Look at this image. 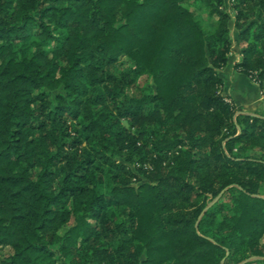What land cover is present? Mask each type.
Returning a JSON list of instances; mask_svg holds the SVG:
<instances>
[{"label": "trees", "instance_id": "obj_1", "mask_svg": "<svg viewBox=\"0 0 264 264\" xmlns=\"http://www.w3.org/2000/svg\"><path fill=\"white\" fill-rule=\"evenodd\" d=\"M231 6L236 68L264 88V0ZM230 18L0 0V264H264V118L222 93Z\"/></svg>", "mask_w": 264, "mask_h": 264}, {"label": "crops", "instance_id": "obj_2", "mask_svg": "<svg viewBox=\"0 0 264 264\" xmlns=\"http://www.w3.org/2000/svg\"><path fill=\"white\" fill-rule=\"evenodd\" d=\"M241 58V54H240ZM240 58L236 59V63ZM224 78V95L231 97L239 113L255 115L264 118V95L259 83L239 71L230 61L221 72Z\"/></svg>", "mask_w": 264, "mask_h": 264}, {"label": "rangeland", "instance_id": "obj_3", "mask_svg": "<svg viewBox=\"0 0 264 264\" xmlns=\"http://www.w3.org/2000/svg\"><path fill=\"white\" fill-rule=\"evenodd\" d=\"M232 0H226V7L227 10L229 11L231 18L229 19V26H230V35H231V41H232V53L229 56V61H230V65H232V63H234L235 67L236 64L241 61L242 59V55L240 58V54H241V47L239 45V30L236 28L235 26V10L232 8ZM192 8L196 14V17L200 20V22L202 23L203 27L205 28L206 31L211 32L213 27H212V23L211 20H209L207 18V12L205 9H203V7L201 6L200 3H196L192 5ZM240 58V60H238L236 63L234 62L236 59ZM126 58H121V62L125 61ZM121 62L119 63V69L121 67ZM140 84L143 87H153L151 80L146 76L143 75L140 79ZM223 93V91H222ZM224 95V93H223ZM226 96V95H225ZM228 97V96H226ZM231 98V97H229ZM126 124V122H125ZM252 155H257L259 156L260 153L257 150H254L251 152ZM132 167V169H134L136 171V165L131 164L130 165ZM137 172V171H136ZM135 185H137V182L135 181ZM214 201L210 202L209 205H212ZM12 252V250L10 248H0V260H2L3 258L7 257L10 253ZM257 258L256 257H252L249 259V261H255ZM234 258H228L227 259V264H231L233 263ZM225 263V264H226ZM253 264H256V262H253Z\"/></svg>", "mask_w": 264, "mask_h": 264}, {"label": "built area", "instance_id": "obj_4", "mask_svg": "<svg viewBox=\"0 0 264 264\" xmlns=\"http://www.w3.org/2000/svg\"><path fill=\"white\" fill-rule=\"evenodd\" d=\"M263 95H264V89H263Z\"/></svg>", "mask_w": 264, "mask_h": 264}, {"label": "water", "instance_id": "obj_5", "mask_svg": "<svg viewBox=\"0 0 264 264\" xmlns=\"http://www.w3.org/2000/svg\"><path fill=\"white\" fill-rule=\"evenodd\" d=\"M216 200H217V199H215V201H216ZM215 201H214V202H215ZM214 202H213V203H214Z\"/></svg>", "mask_w": 264, "mask_h": 264}]
</instances>
